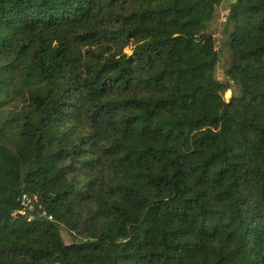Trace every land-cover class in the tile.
<instances>
[{
	"label": "trees",
	"instance_id": "trees-1",
	"mask_svg": "<svg viewBox=\"0 0 264 264\" xmlns=\"http://www.w3.org/2000/svg\"><path fill=\"white\" fill-rule=\"evenodd\" d=\"M220 2L0 0V264H264V0L223 82Z\"/></svg>",
	"mask_w": 264,
	"mask_h": 264
},
{
	"label": "rangeland",
	"instance_id": "rangeland-1",
	"mask_svg": "<svg viewBox=\"0 0 264 264\" xmlns=\"http://www.w3.org/2000/svg\"><path fill=\"white\" fill-rule=\"evenodd\" d=\"M231 1L232 0H221V2L215 7L213 19L208 25V30L212 33V36L215 40V47L218 51L216 78L222 82L227 80L224 71L229 64V59H230L229 50H228V39L223 31V28H224V21L226 19L229 10V4ZM230 84L232 86V83ZM232 87L224 91L223 97L225 99H228L231 96L233 92V90L231 89ZM61 235L65 242L70 241V236L65 230L61 229Z\"/></svg>",
	"mask_w": 264,
	"mask_h": 264
}]
</instances>
